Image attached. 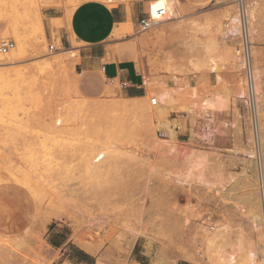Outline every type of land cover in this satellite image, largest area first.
<instances>
[{"label":"rangeland","instance_id":"374dc122","mask_svg":"<svg viewBox=\"0 0 264 264\" xmlns=\"http://www.w3.org/2000/svg\"><path fill=\"white\" fill-rule=\"evenodd\" d=\"M149 1L0 0V31L14 25L23 38L19 47L12 34L0 39L15 44L13 56H0V64L10 63L0 68V264H64L65 242L90 255L87 264H157L161 257L163 264L174 251L201 249V227L215 225L223 256L254 242L248 228L255 209L245 199L258 182L242 151L255 128L262 168L264 0H249L263 89L256 108L236 97L243 71L236 72L219 26L234 4L179 0L180 17L139 32ZM86 4L127 14L128 26L111 43H133L143 100H130L123 79L106 80L102 66L85 74L71 53H49L50 45H68L57 46L59 39L45 32ZM210 60L213 73L206 70ZM163 90L173 101L157 121L150 98ZM206 99L222 110L201 109ZM75 230L84 237L73 239ZM132 232L150 241L139 238L124 252ZM75 249L70 255L81 260Z\"/></svg>","mask_w":264,"mask_h":264},{"label":"bare ground","instance_id":"6f19581e","mask_svg":"<svg viewBox=\"0 0 264 264\" xmlns=\"http://www.w3.org/2000/svg\"><path fill=\"white\" fill-rule=\"evenodd\" d=\"M224 3L225 4L227 3L228 5L232 3V4H234V6L233 5L229 6L231 8V10H230V8H228V11L223 16L226 19L225 23L219 24V26H222L221 34H222L223 39H226V41L233 47L232 58L234 61L236 72L240 73L241 71H243L242 76H241V73L238 74V81H237L238 91L236 93V97H237V99H246L247 98L250 102V106L252 107V105H253L256 108L255 105L257 104V101L260 98V91L263 89L260 90V88H262L261 87L262 84L260 86V82L258 81V77L260 74L259 67L257 65V59L255 56V52L252 50V47H251L252 45H254V40H255V37L257 35V30L255 27V9H254L253 3H251L249 0H214V4H224ZM179 6H180L179 0H151L148 2L147 8H148L149 15L150 14L154 15L158 9L165 8L167 10V14L164 17H162L161 21H160V23H164V22L170 21L172 19H175V18H178L181 16ZM47 7H49V6L47 5ZM72 12H70L66 15L67 20H69ZM1 20L2 19L0 17V21ZM159 25L154 26V27H158ZM154 27H151L150 29H152ZM39 29H40V32L42 33L40 43L45 44V38L43 36V28L41 25V21H39ZM150 29H148V30H150ZM118 33H119V30L116 29L115 35H118ZM7 34L13 35L14 40L16 41L18 47H19V45L23 44V38L20 37L19 29L16 26L10 25L8 28H6L5 31H0V39L8 38ZM74 45H75V43H74ZM57 46H60L59 41L57 42ZM74 49L75 48L68 49V50H61L60 52L71 53L72 56H74V55H77L76 52H74ZM13 54H14V52H10V53L3 55V56L4 57H11V56H13ZM9 64L10 63L0 64V68L8 66ZM206 68H207L206 70H208L209 73H213L215 71V66H214L213 60L209 61ZM155 96L157 99H154L156 102H155V105H153L154 107L152 108L149 115H150V118H153V119L159 121L163 118L165 107L170 103L171 100L173 101V99H171L172 96H171L170 92L167 90L160 91ZM129 99L130 100H143L144 97H142V98H129ZM152 100H153V98H150V104H151ZM261 102H259V104ZM248 105H249V103H248ZM200 107L203 110H207L208 108L209 109L211 108L215 112L218 109H219V111L222 110V109H220L221 108L220 102L218 100L210 101V100L206 99L200 104ZM249 109H250V107H249ZM253 110H254V108H253ZM256 110H258V107ZM263 111H264V109L262 110V112ZM252 112H254V111H252ZM254 114H255V112L253 113V115ZM258 114H259V112H258ZM258 114H257V118H259V120H261L260 117H262V115H260V114L258 115ZM252 123H253V121H252ZM262 124H263V122H262ZM260 125H259L260 132L263 133L264 132V130H262L263 127L261 128ZM254 129H252V132L250 133L251 136L249 137L251 140V142H250L251 146L248 147V149L249 148L250 149L249 150L247 149L248 151L247 150L242 151L245 155L249 156V158L252 159V160L250 159L251 161H249L248 164L252 166L253 177L258 182V184H257L258 186L255 189L254 193L248 195V197H246V199H245L246 203L250 206V208L255 209V211H251L249 213V215H250L249 220H250L251 225H250V228H248L255 235L254 242L251 243L246 248H243L241 246H237L236 252H234V251L229 252L223 256L218 251V250L222 249V246H219L218 242L215 240L216 229H217L216 225L214 227H211V226L201 227V230H202V234H201V238H200V245L202 247L201 249H198L194 252H190V251H187L184 249H181L177 252L174 251L171 254V257L166 259L165 263H163V264H177L178 259L192 263V264H264V168H263L264 164H262V168H259V166L257 164L258 151H257V146H256V139L258 137H256L254 135V132H253ZM262 133H261V137L259 138V141L262 142L260 145V147H261L260 154L262 153L264 155V143H263L264 142V134H262ZM169 137L171 138L172 136L170 135ZM167 140H161V141L168 142ZM258 144H260V142ZM258 147H259V145H258ZM261 155H259V156H261ZM198 162H195V165L190 166V168L193 167L192 169H197V167L200 164ZM178 183L180 185H184V183H186V180L185 179L179 180ZM253 185H255V184H253ZM55 204H56V202H55ZM244 206H246V208L248 207L247 205H244ZM52 212L54 213V211H52ZM146 212H148V211H146ZM45 214H47V213H45ZM48 215H49V213H48ZM246 215H247V213H246ZM218 225H220V223ZM224 230H226V228ZM103 234H104V229H103ZM232 234H234V233H232ZM78 235H77V231L75 230L74 235H73V239L77 240L83 234L81 236H78ZM84 235L82 237H84ZM143 237H145L147 240L150 241L151 236H148L149 237L148 238L147 235H145V232H132L131 235L129 236L128 240L123 245L121 244L122 242L120 241L121 242L120 244L123 246V248H121V249H123L124 252H126V251L129 252L132 249L135 242L139 238L143 239ZM117 243H119V242H117ZM228 243L229 242H227V244ZM119 250L120 249H118V251ZM87 251L91 252L93 250H87ZM161 255L163 256L162 253H161ZM165 256L166 255L164 254V258H165ZM161 258H158V259L162 260ZM160 260L157 261V264H158V262H160Z\"/></svg>","mask_w":264,"mask_h":264},{"label":"crops","instance_id":"0c3cea01","mask_svg":"<svg viewBox=\"0 0 264 264\" xmlns=\"http://www.w3.org/2000/svg\"><path fill=\"white\" fill-rule=\"evenodd\" d=\"M128 23L127 14L121 10L107 11L101 4H86L72 12L69 20H63L61 28L51 30V33L45 32V37L50 41L59 39L61 47L66 44L68 49L75 48L74 52L77 55L72 57L85 74L96 72L102 66V76L106 80L118 79L120 82L123 79L121 82H126L127 88H130V98H142L144 91L138 85L142 73L135 61L133 43L130 41L120 44L111 43L114 41L115 30L126 28ZM54 32L56 38L52 36ZM123 38L118 37V39ZM72 249L75 248L68 243L62 244L64 264H87L92 260L90 255L75 249L81 256V260H77L70 255ZM177 264L192 263L183 261Z\"/></svg>","mask_w":264,"mask_h":264},{"label":"built area","instance_id":"2783aa9c","mask_svg":"<svg viewBox=\"0 0 264 264\" xmlns=\"http://www.w3.org/2000/svg\"><path fill=\"white\" fill-rule=\"evenodd\" d=\"M167 14V10L165 8H160L156 11L154 15H146L145 17H142L137 21V28L140 32H146L151 27L157 26L160 24L161 18L164 17ZM15 47V44L12 41H0V56L8 54L11 50H13ZM58 49L54 45H50L48 47L49 53H53L57 51ZM120 87L127 88L126 82H120ZM155 100L153 99L151 101L152 105H155Z\"/></svg>","mask_w":264,"mask_h":264}]
</instances>
